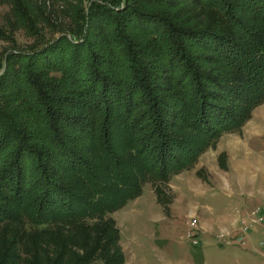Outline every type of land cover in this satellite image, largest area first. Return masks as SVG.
I'll list each match as a JSON object with an SVG mask.
<instances>
[{
	"label": "trees",
	"instance_id": "trees-1",
	"mask_svg": "<svg viewBox=\"0 0 264 264\" xmlns=\"http://www.w3.org/2000/svg\"><path fill=\"white\" fill-rule=\"evenodd\" d=\"M55 2L68 8L71 27L41 49L10 50L4 58L0 218L16 222L23 213L38 227L34 233L53 237L50 264H124L108 214L139 197L148 174L166 182L190 168L264 103V0ZM40 10L30 0H12L10 12L40 36L34 29L43 20ZM199 14L206 20L189 21ZM132 30L153 39L134 42ZM0 39H8L1 27ZM159 56L176 90L167 80L155 83ZM19 65L32 100L22 108ZM56 73L61 79L47 77ZM30 111L40 116L43 132L30 122ZM82 137L93 145L81 144ZM225 159L218 158L222 169ZM16 237L3 253L18 252ZM16 263L17 253L0 257V264Z\"/></svg>",
	"mask_w": 264,
	"mask_h": 264
},
{
	"label": "rangeland",
	"instance_id": "rangeland-1",
	"mask_svg": "<svg viewBox=\"0 0 264 264\" xmlns=\"http://www.w3.org/2000/svg\"><path fill=\"white\" fill-rule=\"evenodd\" d=\"M30 3L41 9L40 15L43 20H37L34 28L40 36L31 35L23 27L22 22L12 15L10 12L12 0H0V27L8 34L7 40L0 39V76L5 71L4 58L10 50L29 52L35 47L37 50L41 49L42 43L60 38L61 30L72 25V18L67 16L68 8L64 4H57L55 0H30ZM196 18L193 15L189 21L206 20L204 14H199ZM127 34H130L134 42L143 44L147 39H149L148 42L153 39L152 36L146 38L137 30ZM92 38L99 41L101 36ZM105 47L114 55L122 56L112 44L105 42ZM158 62L159 65L155 71L158 77L155 83L160 86L159 84L163 85L167 80L168 84L173 85L171 91L176 90L175 83L168 80L167 72L160 69L164 65L162 56L158 57ZM17 67L19 68L14 71L18 76L17 81L20 87L18 90L21 98L19 102L20 104L22 102L20 108L23 105L28 107L32 105L30 88L26 87L25 83L22 84L26 76L20 75V65ZM118 71L120 74L121 69ZM47 75L49 78L61 79L60 73ZM63 79L68 90H71L70 81L67 78ZM138 113H141V110ZM28 114L30 122L43 132L40 116L36 111H30ZM91 114L96 116V120L100 118L97 114ZM100 121L102 122V117ZM143 124L146 125V123ZM95 131L96 133L101 131L99 124ZM83 137L81 142L84 143L81 144L91 147L93 143ZM255 141L261 143L256 144ZM94 154L96 153L90 151L88 156L95 157ZM220 155H225L226 169H222L219 165ZM1 160L4 161L3 156ZM192 164L187 170L171 173L166 182L160 181L157 174H148L141 183V195L124 207L108 214L119 230V245L124 254V264H204L214 256L211 251L225 247V240H232L230 231L220 230L230 224L236 227L235 239L238 244L244 242L242 232V222L246 219L244 213L247 212L249 216L250 213L258 211L259 215H264V207L254 202H250L252 207L247 205L248 209L245 207L242 209L245 204L242 200L243 196L255 197L261 194L264 196V103L251 111L250 117L243 123L240 130L224 132L215 146L201 153ZM228 167L231 170L230 173H228L230 171L227 170ZM232 181L234 185H228ZM237 182L241 183L240 187L236 184ZM243 182L247 184L243 185ZM157 191L163 194L161 200L157 196ZM233 194L237 195V199L232 198ZM229 199H233L234 202H230ZM240 199L243 201L242 208ZM232 206H234L233 210H230ZM194 210L197 216L185 217L187 213L193 214ZM20 215V220L16 222L7 221L4 217L0 218V257L6 259L13 253H17L18 263L16 264H50L54 261L56 253L53 246L55 244L50 240L53 237L34 233L38 227H34L32 220L26 215L23 213ZM185 218L186 222L188 221L186 225ZM186 229L187 234L194 235L193 231L197 232L198 246L192 245L187 234L185 236ZM208 230L216 236V239L222 236L225 240L219 242V239L212 238L209 244L201 245L200 232L204 233ZM54 233H51L52 236ZM15 235L20 240L17 245L18 252L8 249L3 253L2 248L9 241L7 239H13ZM32 239L35 240L34 243ZM260 247H264V244ZM72 250L75 251V248L72 247ZM93 263L98 264L95 261Z\"/></svg>",
	"mask_w": 264,
	"mask_h": 264
},
{
	"label": "crops",
	"instance_id": "crops-1",
	"mask_svg": "<svg viewBox=\"0 0 264 264\" xmlns=\"http://www.w3.org/2000/svg\"><path fill=\"white\" fill-rule=\"evenodd\" d=\"M255 142H256V144L261 143L259 141L258 142L255 141ZM227 170H230L229 167ZM230 172H231V170L228 171V173H230ZM236 184L239 185L238 187L241 186V183H239V182H237ZM244 184H247V183L243 182V185ZM228 185L233 186L234 181H232ZM248 196L249 195H245L242 198V200L245 201L243 208H242V205H243L242 202L243 201H241V199H240V203H241L240 207L242 209H244V207L247 208L246 207L247 205H248V207H250V206L252 207L250 202H254V204H258V205L264 207V196L262 194H261V196L258 195L255 197H253V196L248 197ZM234 197L237 199V195L233 194L232 198L234 199ZM233 199H229L230 202H232ZM247 202H248V204H246ZM233 207L234 206H232L230 208V210H233ZM187 214L188 215H186L185 217L192 218L195 215L197 216V212L195 210H194L193 214H191V215L189 213H187ZM244 214L246 215L247 212H245ZM187 222H186V218H185V225L187 224ZM220 230L230 231L232 233L231 235L233 236L232 240H231L232 242L226 241L228 243H226V242L224 243L225 247H221L217 250L211 251L212 255H214V256H212L210 259L205 261L204 264H264V249H263L264 247L259 246V242L264 238V227L254 229L252 233H250L249 235H247L245 237V243L243 245L238 244V242L235 239L236 238V227L234 224H230L226 228H220ZM186 234H187V229L185 230V236H186ZM200 236H201V239L203 241V242L200 241L201 245L203 243L209 244V242L212 238L217 240L216 236L214 234H212L211 231H209V230L204 231V233H203V231L200 232Z\"/></svg>",
	"mask_w": 264,
	"mask_h": 264
},
{
	"label": "built area",
	"instance_id": "built-area-1",
	"mask_svg": "<svg viewBox=\"0 0 264 264\" xmlns=\"http://www.w3.org/2000/svg\"><path fill=\"white\" fill-rule=\"evenodd\" d=\"M250 214L251 215H249V216L246 214V219H245L244 222H242V226H243L242 227V232H243V236H244L243 237L244 242H245V235L249 234L248 232H251L254 229L263 227L264 215L263 216L259 215L258 211L252 212ZM193 233H194V235H192V233L191 234L190 233L187 234V238L191 240L192 245L198 246L199 245V241H198V238H197L198 234H197L196 231H193ZM217 239H219V242L220 241L222 242V241L225 240L224 237H222V236L217 237ZM225 242H226V240H225ZM226 243H228V242H226ZM243 243H242V245H243ZM259 244L260 245L264 244V238L260 241Z\"/></svg>",
	"mask_w": 264,
	"mask_h": 264
}]
</instances>
